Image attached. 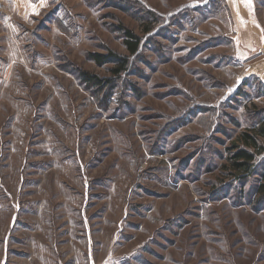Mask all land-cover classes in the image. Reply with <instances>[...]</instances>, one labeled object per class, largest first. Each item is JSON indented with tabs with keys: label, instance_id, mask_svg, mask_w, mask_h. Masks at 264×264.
Wrapping results in <instances>:
<instances>
[{
	"label": "rangeland",
	"instance_id": "374dc122",
	"mask_svg": "<svg viewBox=\"0 0 264 264\" xmlns=\"http://www.w3.org/2000/svg\"><path fill=\"white\" fill-rule=\"evenodd\" d=\"M263 184L264 0H0V264H264Z\"/></svg>",
	"mask_w": 264,
	"mask_h": 264
},
{
	"label": "trees",
	"instance_id": "16d2710c",
	"mask_svg": "<svg viewBox=\"0 0 264 264\" xmlns=\"http://www.w3.org/2000/svg\"><path fill=\"white\" fill-rule=\"evenodd\" d=\"M125 36L129 37L130 39H127L124 41L125 47L127 48V50L131 53H134L137 49L138 46V40H131V38H134L133 35L131 34V32H129L128 30H126L125 32ZM113 55V56H112ZM110 59H115L114 54H111V56H106L103 57L101 55H95L94 56V60L96 61V63L98 64H104L107 61H110ZM121 65H119V67L123 66L125 61L122 60V62H120ZM82 78L84 79L86 84H92L93 86L100 88L101 86H103V83L105 81H103L102 79H98L96 76L93 75H89V74H85L82 73ZM235 158H239V159H246V162H249L253 159L252 154L248 153L245 150H240L239 152L236 153ZM235 162V166L238 168H242L245 167L247 164H245L246 162ZM262 188H264V184L261 186Z\"/></svg>",
	"mask_w": 264,
	"mask_h": 264
}]
</instances>
